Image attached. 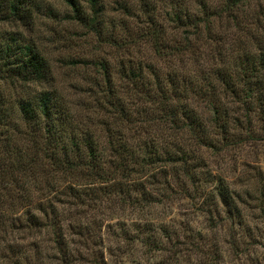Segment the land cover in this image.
Returning a JSON list of instances; mask_svg holds the SVG:
<instances>
[{
  "label": "rangeland",
  "instance_id": "rangeland-1",
  "mask_svg": "<svg viewBox=\"0 0 264 264\" xmlns=\"http://www.w3.org/2000/svg\"><path fill=\"white\" fill-rule=\"evenodd\" d=\"M32 1L30 24L0 20V39L4 45L14 38V45L30 42L38 48L49 63L50 79L29 88H55L63 101L68 98L73 118L63 125L69 124L78 135L85 129L83 121L97 140V152L106 160L102 167L107 169L114 153L106 145L107 132L98 124L101 111L95 105L86 109L74 103L82 101L86 95L82 90L92 85L97 69L91 62L115 64L121 55L78 22L68 20L71 11L62 0ZM79 1L87 11L86 0ZM98 1L104 21L127 20L132 31L128 40L133 42L123 56L154 61L162 76L171 70L178 80L185 75V85H191L185 89L190 102L198 99L201 77L215 73L222 57L229 67L234 58L245 64L244 57L251 53L260 57L259 85L249 93L239 86L235 94L221 90L215 99L206 98L202 105L208 103L209 111L215 107L222 119L227 113L226 129H217L213 135H158L155 141L164 161L147 164L146 172L137 170L127 181L116 174L113 178L107 170L102 179L84 169L74 178L64 177L55 165L52 170L48 158L34 166L35 186L27 182L23 190L22 182L15 185L5 179L0 183V264H13L6 256L11 251L19 264H264V0ZM232 1L236 3L231 5ZM147 2L155 10L152 18L164 27L165 40L185 42L180 56L153 57L145 37L134 32L146 19L140 12ZM124 9L133 14L126 16ZM176 13L182 21L177 22ZM139 28L141 33L147 26ZM18 85L0 80V91L10 106L15 93L22 95ZM250 93H254L252 97ZM122 130L130 140L129 149L141 157L138 135L131 138L133 130L126 123ZM4 136L0 135V154L14 146L23 148L15 139L3 148ZM174 143L184 149L185 172L166 166L165 151L177 150ZM56 152L60 158L59 150ZM116 179L123 184L110 191L104 188L101 199L85 198L81 203L71 202L72 198L55 202L51 197L55 191L45 188L47 184L59 190L68 184L77 189L106 187ZM48 201L56 211L49 208ZM28 209L40 214L42 224L31 231L26 227L18 230L19 218ZM47 222L53 223L46 226ZM52 238H61L59 245ZM57 250L65 252L64 256ZM66 254L72 255L68 259Z\"/></svg>",
  "mask_w": 264,
  "mask_h": 264
},
{
  "label": "trees",
  "instance_id": "trees-1",
  "mask_svg": "<svg viewBox=\"0 0 264 264\" xmlns=\"http://www.w3.org/2000/svg\"><path fill=\"white\" fill-rule=\"evenodd\" d=\"M62 1L71 11V14L67 15L68 20L78 22L89 34L112 45L121 55L115 64L107 60L91 62L90 65L97 69L92 78V85L82 90L86 94L85 98H82L79 103H74L77 107H86V109L95 105V108L101 111L102 115L98 124H101L100 129L108 134L106 145L112 149L114 157L110 156V162H108L110 165L104 169L102 163L106 160L103 161L99 156L97 140L89 135L91 132L88 127H85L83 121L81 120V126L85 128L82 129L84 134L77 135L75 128H70L68 122V125H63L66 120L73 118L71 108L68 107V103L66 104L68 98L64 97L63 101V97L58 96L55 88L41 87L38 90L29 88L31 84L39 86L50 79L49 63L38 48L30 42H19L14 45L16 39L11 37V42L4 45L0 39V80L13 86L19 84L22 91V95L19 96L15 93L11 101L12 106L8 104L9 102L0 91V135H5L2 137L5 139L2 145L5 149L6 146L9 147L10 139L24 144L23 148L14 146L0 154L2 155L0 156V183L5 182V179L12 180L15 185L22 182V189L26 190L27 182L32 184L36 182L34 166L43 158H48L52 170L55 165V168H58L56 170L64 177L74 178L84 169L94 178L102 179L103 174L107 172L110 176L116 174L127 181L129 179L127 177L137 170L146 172L147 164L154 165L159 160L164 161L159 145L155 141L158 135H162V138H165V135H180L181 132L196 136L213 135L217 129L220 131L226 129L225 120L229 118L227 113L222 119L221 111L217 112L215 107L209 111L208 103L202 105L206 98L207 100L215 99V94L221 90L229 93L232 91V94H235L239 86L249 93L250 90L257 89L259 85L257 74L262 62L260 57L251 53L244 57L247 61L245 64L237 62L234 58L233 67L225 64V59L223 60L222 57L219 58L220 64L218 63L215 67L218 68L215 73L201 77L198 91H196L198 99L190 102L185 89H189L191 85L188 82L187 86L185 85V75L178 80L176 72L171 70L170 73L162 76L154 61L147 59L143 62L141 59L123 56L128 54L129 44L133 42L128 40V35L132 31L126 19L120 17L118 21L115 19L110 22L104 21L101 18L104 9L98 0H86L87 11L79 0ZM236 1L230 4L234 5ZM31 5H33L32 0H0V20L15 25L30 24L33 19ZM124 13L126 16L133 14L128 9H124ZM140 13L145 14L146 19L139 27L147 26V29L140 33L138 27L134 32L145 37L152 56L155 58H162L163 55L180 56L185 42L172 43L165 40L166 33L162 23H156L152 18L155 10L151 3L147 2V8L142 9ZM177 14L174 18L177 22L182 21ZM249 62H252L250 68H248ZM189 82L192 84L191 81ZM253 94L250 93V96L252 97ZM201 105L204 106V111H208L207 113L201 110ZM85 118V121H89V117ZM123 123L131 126L133 130L131 138L137 139L135 135H138L141 157H138L139 152L129 149L131 143L122 130ZM173 146L177 150L173 149L172 153L165 151L166 160L169 161L166 166L175 171L182 169L185 172L187 160L184 149L175 143ZM57 149L60 158L57 157ZM5 156L9 160L5 159ZM136 165L137 168H135ZM172 166L175 167L172 168ZM20 177L24 179L21 180ZM113 178L116 177L113 176ZM113 182L106 187L98 185L97 188L88 186L77 189L69 184L63 186L61 190L53 189L48 184L45 188L51 193L55 191L51 194L55 202L72 198L71 202L81 203L85 198L101 199L104 188L110 191L112 187L123 184L118 179ZM38 189L41 190L42 186ZM47 205L51 210H57L53 202L48 201ZM36 206L38 204H34V207ZM52 223L47 222L45 225L51 226ZM41 224L40 214L36 210L34 212L28 209L23 217L19 218L17 229L24 231L26 227L31 231V227H38ZM58 241H61V238L56 240L52 238L53 244L59 245ZM35 245L38 246V243ZM57 251L64 256L65 252ZM71 255L65 256L69 259ZM6 256L11 257L9 259L13 264H19L12 251L11 256L7 254Z\"/></svg>",
  "mask_w": 264,
  "mask_h": 264
}]
</instances>
